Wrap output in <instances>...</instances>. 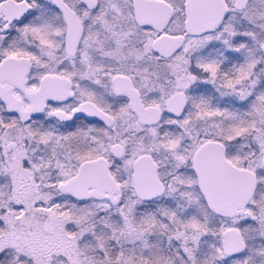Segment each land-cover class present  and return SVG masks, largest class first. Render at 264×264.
<instances>
[{
	"label": "snow or ice",
	"instance_id": "snow-or-ice-1",
	"mask_svg": "<svg viewBox=\"0 0 264 264\" xmlns=\"http://www.w3.org/2000/svg\"><path fill=\"white\" fill-rule=\"evenodd\" d=\"M0 264H264V0H0Z\"/></svg>",
	"mask_w": 264,
	"mask_h": 264
}]
</instances>
